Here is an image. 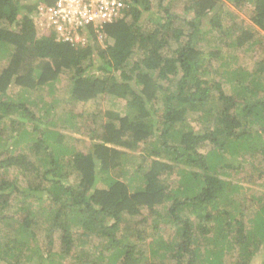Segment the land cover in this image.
<instances>
[{"label": "trees", "instance_id": "obj_1", "mask_svg": "<svg viewBox=\"0 0 264 264\" xmlns=\"http://www.w3.org/2000/svg\"><path fill=\"white\" fill-rule=\"evenodd\" d=\"M124 1L72 45L38 32V3L0 0V264H250L264 250V194L246 218L236 177L258 156L264 177V0H227L247 16L237 23L221 0ZM254 47L252 71L226 63ZM40 87L52 98L35 112ZM108 98L124 111L104 109ZM99 115L86 152L69 142ZM38 230L43 251L30 246Z\"/></svg>", "mask_w": 264, "mask_h": 264}, {"label": "rangeland", "instance_id": "obj_2", "mask_svg": "<svg viewBox=\"0 0 264 264\" xmlns=\"http://www.w3.org/2000/svg\"><path fill=\"white\" fill-rule=\"evenodd\" d=\"M221 1L224 3V5L227 7L228 10L234 12L233 15H235L237 17L236 23L239 22V20L241 18L242 19L244 18L243 20H247V16H245L243 12H241V13L237 12L235 7H233L232 4H229L227 0H221ZM184 2H185V0H179L177 5L182 6ZM152 11L156 12V8L155 7L152 8ZM34 23L36 25L38 32H40L41 34L46 35L47 33H49V30L47 28H45L44 26H42L40 18H36L34 20ZM259 34L263 35L261 33H259ZM85 40H86V38H85ZM85 40L82 37V40H80V41L85 42ZM203 48H210V46L207 45L206 43H204ZM226 55H227V59H226L227 62L226 63H228V64L230 63L231 69L239 68V69H243L245 71L250 72L253 70L255 62L259 58V57H257V55H261V54L256 49V47H254L252 49H249L248 51L239 50V52H238L235 49L234 50H228L226 52ZM230 57H232V59ZM222 71H223V68H222ZM68 85H69V82L63 76H61L59 81L57 83H55L54 93L52 94V97H55V100L57 103L54 105V108H53V113H54L55 118H59V117L63 116L64 115L63 112L64 113L66 112V110L63 109V106L60 104V102L66 96V90H67ZM13 90L15 93L20 92V89L18 87H13ZM47 94H48L47 89L42 88V87H40L36 90H32L30 92V99L32 101H34V103L37 105V106L31 107V108H33V110L35 112H38V110L41 107V105L43 104V102H46V103L50 102V99L52 97L50 96V94H48V95ZM101 105H103L104 109H106V110H112L113 109L115 111L118 110L120 112H123L125 109V101H123V100H113L111 98H108L107 102L101 103ZM87 109H88L87 110L88 112H94V108L92 109V106L91 107L89 106V108H87ZM80 123H82V122H80ZM102 123H103V120H101V115L95 117L93 121L92 120H88L87 122L84 121L82 124V129H83L82 134H76V133H71L70 131H67V133H69L73 138H75V140H72L69 142L73 145L75 144L77 146V148L86 152L90 146L89 134L91 133L92 130L93 131H99L100 130V124H102ZM58 128H60V126H58ZM76 140H80V142L77 143V142H75ZM138 154H134V160H133L134 163L133 164H135L136 166L140 163ZM244 159H248V162L239 159L240 161H242L244 163L243 168H242L243 172L241 174L237 175L236 178L242 181V182L238 181V183H240V185H242V187H244L241 190V192H240L241 194L239 195L238 198H240L239 201H242L241 203H244V210L247 214L246 218L250 219V218H252L253 214L257 210V206L253 205V203L251 202V199L253 196L259 197V196H262L264 194V177L258 178V176H257L258 172L256 173L253 169V168L259 167V156L256 158V160L249 159L248 157H246ZM133 164L127 165V166H129V167H127V170H129L130 172H132V168H130V167H133L132 166ZM14 175L17 178L18 185L20 187L24 188L26 185V181L23 180L20 175L16 174L14 171H11V174H10L11 178ZM116 176H117V179H119L123 182H127L126 177L125 176L122 177V175H120V173H116ZM249 176H251V177H249ZM247 177H249L251 179L247 180L248 179ZM73 181L74 180H71L70 182L73 184ZM31 200L32 199H30L29 201H31ZM17 201L12 202V205ZM33 206L35 207V211H37L38 207L35 204ZM9 211L12 212L11 210H9ZM44 235L45 234L43 233V231L41 232L38 230L36 243L30 244V246L32 248L39 246L41 248V251H43L45 249V247L42 246V243H43L42 240L44 238ZM76 237H79V236H76ZM54 238H55L56 246H58V244H59L58 234H55ZM80 240H81V242L86 243V247H83V250H85V252L89 253L90 255L94 256L95 252L101 250V246L99 245L100 242L97 239H95L94 237H90L88 239H86V237H80ZM86 240H89L88 244H87ZM92 246H95L96 248L98 247L97 251L92 249ZM56 249H57V247H54V251ZM102 253L105 256L108 255V253L105 251H103ZM262 258H264V250L262 251V253L258 254L254 258H252L250 264H261ZM229 260H232V259H229ZM61 263L62 264H69L70 262L68 260H66V261H61Z\"/></svg>", "mask_w": 264, "mask_h": 264}, {"label": "built area", "instance_id": "obj_3", "mask_svg": "<svg viewBox=\"0 0 264 264\" xmlns=\"http://www.w3.org/2000/svg\"><path fill=\"white\" fill-rule=\"evenodd\" d=\"M30 1L39 4L42 26L54 33L57 40L72 45L81 42L82 37L85 40L81 31L85 33L87 27L92 26L98 33L104 25L119 19L125 7L124 0H53L52 4Z\"/></svg>", "mask_w": 264, "mask_h": 264}]
</instances>
